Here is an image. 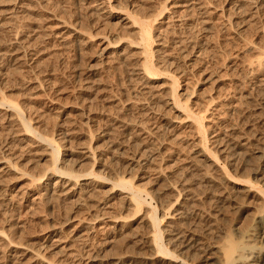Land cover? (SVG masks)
Listing matches in <instances>:
<instances>
[{
	"label": "rangeland",
	"instance_id": "obj_1",
	"mask_svg": "<svg viewBox=\"0 0 264 264\" xmlns=\"http://www.w3.org/2000/svg\"><path fill=\"white\" fill-rule=\"evenodd\" d=\"M18 2L0 0V12ZM21 4L25 10L4 19L0 31V264H89L111 254L114 242H122L117 252L131 250L130 240L148 231L145 214L154 210L161 229L167 225L166 187L182 172L201 200L168 229H179L191 264L210 259L231 235L230 190L206 185L190 168L196 136L182 108L203 117L209 151L215 134L223 144L234 128L260 129L264 65L255 63L264 61V0ZM131 18L150 22L155 75L133 72L144 49ZM14 35L28 47L9 53ZM173 78L177 104L168 95ZM45 139L57 148L56 166ZM120 180L140 191L137 209L126 207Z\"/></svg>",
	"mask_w": 264,
	"mask_h": 264
},
{
	"label": "bare ground",
	"instance_id": "obj_2",
	"mask_svg": "<svg viewBox=\"0 0 264 264\" xmlns=\"http://www.w3.org/2000/svg\"><path fill=\"white\" fill-rule=\"evenodd\" d=\"M21 1L22 0H19V2L16 5H14L15 4L14 3L11 8H9L3 12H0V31H1V29L4 30L3 28L6 25V24L3 25V23H1L2 21H4V19L13 20L15 17V13L18 10H20V9L25 10V9H23V5L21 4ZM41 1L43 2V0H41ZM44 2H46V1H44ZM97 2H98V5L100 6V5L105 4L107 2V0H97ZM164 2L166 3L167 0H164ZM175 4L178 5V3H174V5L172 4L171 7L169 8L172 10V12L175 11V10L173 11V9H175V7H174ZM201 4L203 5V3H201ZM46 5H47V7L49 5L52 6L50 3H49V5L48 4H46ZM165 9H166V7L163 8V10H165ZM171 14H173V13H171ZM122 15L124 17L129 18V16H127L126 13H122ZM132 20H133L132 21L133 23L131 22L132 27L136 29L135 31L137 34V39L143 45V49H144L142 51V54H143L142 60L143 61L141 62L139 67H135L136 68L135 71L133 69V72L136 73V76L137 75H139V77L143 76L142 78H144V76H147V75L148 76L149 75H155V70L149 65V58H150V54H151L150 44H152V40L150 37L151 32H152V28H151L150 22L146 21V20L135 19V18H133ZM38 40H40V39H38ZM23 42H24V40H23ZM23 42H22V40H19L17 35H14L12 38V41H10L8 43V45L10 43H11V45L8 46L9 49L6 51H8V52L11 50L16 51L17 49H23L24 50L26 48L27 44L24 45ZM140 61L141 60H139V62ZM255 64L258 66H260V65L262 66V65H264V61H258ZM135 73H133V74H135ZM147 80H149V77ZM177 85H178V83L176 82V78L175 79L173 78V80L171 81V85H170L171 87L169 88V94L168 95H169L170 99L175 104H177V97H178L176 94ZM182 109L184 110V113L186 115V119L188 118L190 121L193 122L194 128H192V131H193V129H195V136H196L195 138H193V136H192V139H195V141H196L193 143H196V146H197L196 152H195L196 158L194 157V158H190V160H188L189 161L188 164H190L192 166V167H190V166L189 167L192 169H194L193 167H195L196 170L198 169V171L201 173L200 178H201V180L207 182L206 185H208V183L215 184V186H217L216 184H218V185H225V184L229 185V187H228L230 190V197H229L230 201L229 202L231 203V205H229V206L232 207V211H231L232 212L231 213L232 214L231 215L232 216V222H231V226H230L231 227L230 238L226 241H223V243H217L212 248V252L209 254V255H212V257L210 259L206 258V260L204 262H201L200 264H264V118H262L264 116L260 115L261 118L258 119L259 123L261 124L260 129H257V127H255L254 125H251V124H248V126L245 125L246 127H244L243 129L242 128L241 129L231 128V129H233V131L231 130L232 131V133L230 134L231 136L229 135V139L226 140V141H228V142H226L227 144L224 142L222 144L221 139L218 138L219 134L214 133L215 135L212 136L213 137L212 143L215 144V147H214L215 149L212 148L214 151L211 149H210L211 151H209L205 145V143L207 142L206 139L208 136L207 137L205 136L206 134L204 131H206V133H207L208 130L207 129L205 130L206 127L204 128L202 126L203 125L202 124L203 123L202 122L203 117H201L197 114H194V113L192 114L190 112L191 110H188L186 108H182ZM13 111H14V113H16L17 122L24 128V131L29 132L26 124L19 117L18 109L13 108ZM209 119H211V118H209ZM192 122H191V125H192ZM210 126L211 125H209V127ZM213 131H211L209 133H212ZM192 135H194V134H192ZM226 135H228V134H226ZM221 136H224V135H221ZM259 137H262V139H263V143H261V141H260L261 144H259ZM45 142H46L48 148L50 149V158L52 160L51 164L53 166H56L57 160H58L57 148L55 147V144L53 143V141L51 139H49V140L45 139ZM210 143H211V141H210ZM213 144L211 145L212 147H213ZM194 145L195 144H193V146ZM188 150H186V151H188ZM191 150H189V151H191ZM182 151H180V152H182ZM184 153H185V151H184ZM186 153H189V152H186ZM223 155H225L224 157H226V160H222V158H220ZM192 156H193V154H192ZM184 160H186V159H184ZM220 160H222V161H220ZM226 168L228 169V171ZM189 170H186V171L190 172L191 170L190 171ZM56 171L58 173L64 175V173H61L58 170H56ZM183 171H185V170H183ZM182 173H179L181 175H179L178 179H176L177 181H175V183H174L176 185H171V184L168 186L165 185V186H167L166 188L169 191V193L171 192L172 199H171V201L169 199V205H171L170 209H168V213H167V215H169V216H167V217H169L168 218L169 220H168V222H166L167 225L164 226L163 229H161V227H160V222H159L154 210H151L148 214H145V218H143L144 220L146 219L144 227L146 226L148 231L146 233L143 232L144 234H142L139 237L138 236L136 237V235L133 238H132V235L129 236L132 238V240H130L132 247L131 246L129 247V248H131V250H128L126 248L128 251H125L123 253L117 252L118 247H119L118 243H122V242H118V243L114 242V244L113 243L111 244L110 248L108 247L109 248L108 251L111 254H107V252H105V250H104L105 253L103 252L102 253L103 255H101V256H99L100 255L99 254L97 256L89 257V259H90L89 264H108V263H110V264H138V263L139 264H158V263H161V264L162 263H164V264H191L192 262H190L189 258L184 256L183 251H185L187 248H184V246H183L182 248H184L185 249L184 250L180 246V243H183L180 241V238L181 237L183 238V236H182V234L179 235V231H178L179 229L178 230H176V229L174 230L173 228H172L173 230L168 229V228H171V227H168V226H171V224H173V226H174V224L176 222L177 223L181 222V220L184 221L183 219L185 216L186 209L191 208L190 206L194 207V205H192V203L201 200V199H199L200 197L197 193L198 190H197V192H194L192 190L193 186L189 185L190 183H188V181L185 180V176L187 174L184 175V173L183 174ZM45 177H46V174H42L40 177H38V180L44 179ZM189 177H187V178H189ZM175 178H176V174H175ZM205 182H203L202 184L205 185ZM192 184H193V182H192ZM200 184H201V182H200ZM200 184L198 182V185H200ZM117 185L120 186L122 189L128 190V192H127L128 197H124L126 207L127 206L132 207V208L134 207V210L137 209L139 204H140V201H141V199L139 197L140 191L137 189L136 190L133 189L130 182H127L124 180L118 181ZM198 188H199V186H198ZM203 188H205V187H203ZM222 188H223V186H222ZM226 188H223V189H226ZM208 189H210V188H208ZM205 190H206V188H205ZM165 191H166V189H165ZM162 192H164V191H162ZM157 193H160V192H157ZM202 193L203 192H201V194ZM226 194H228V193H226ZM159 196L160 195H158V197ZM202 196H204V195H202ZM226 196H228V195H226ZM225 200H227V199H225ZM198 203H196V204H198ZM194 209H197V208H194ZM189 211H191V209ZM186 213H188V212H186ZM143 217H144V215H143ZM186 217H187V215L185 216V218ZM124 224H125V222H122V223H120V226H122V225L125 226ZM181 224H183V223H181ZM181 226H180V228H182ZM118 230H119L118 231V237L119 238H117V239L119 240V239L124 237L125 233L122 232L123 229L122 230L118 229ZM180 233H182V232L180 231ZM135 234H137V233H135ZM129 237L127 238L128 240H129ZM125 238L126 237H124V239H123L124 241L126 240ZM188 238H190V237H188ZM187 241H189V240H187ZM184 242H186V241H184ZM125 244H126V242H125ZM128 245H130V244H128ZM185 247H187V246L185 245ZM142 250H144L145 252ZM169 250H171V251H169ZM121 251H122V248H121ZM140 251H142V252H140Z\"/></svg>",
	"mask_w": 264,
	"mask_h": 264
}]
</instances>
